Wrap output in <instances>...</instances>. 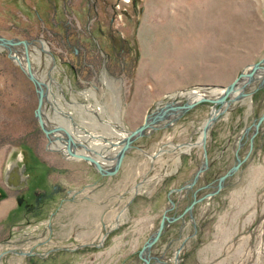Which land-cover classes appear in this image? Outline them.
Listing matches in <instances>:
<instances>
[{"label": "rangeland", "instance_id": "rangeland-1", "mask_svg": "<svg viewBox=\"0 0 264 264\" xmlns=\"http://www.w3.org/2000/svg\"><path fill=\"white\" fill-rule=\"evenodd\" d=\"M0 36L28 42L46 127L68 126L85 145L76 152L110 167L156 105L186 103L189 90L216 99L207 86L227 85L264 57V0H0ZM11 53L22 65L0 47V264H141L162 213L177 216L193 193L212 192L235 153L238 168L164 225L148 264H264V119L249 149L263 76L237 101H200L154 121L101 175L53 141L62 133L47 138L38 127L22 47ZM203 148L205 168L178 190L203 164ZM16 150L29 181L10 189L2 169Z\"/></svg>", "mask_w": 264, "mask_h": 264}, {"label": "water", "instance_id": "water-1", "mask_svg": "<svg viewBox=\"0 0 264 264\" xmlns=\"http://www.w3.org/2000/svg\"><path fill=\"white\" fill-rule=\"evenodd\" d=\"M16 45H20L22 47V53H23V59H24V68H22V69L24 70V72H25L26 76L29 78V80L32 82L34 89H35V92H36V95H37L36 106L33 110V115L36 118L38 127L47 136V138H50V134L54 136L56 133H62L63 137H64L63 141H64L65 153L70 157L80 158V159H84V160L88 161L89 163H91L94 166V168L97 170V172L101 175H111L117 170L126 149L129 147L130 142L132 140H134L136 137L144 134L146 130L151 128V124L154 121H156L155 119H156L158 111L163 110V109H167L170 106L171 109L179 110V114H180L181 112L187 110L188 108L192 107L193 105H195L196 103H198L200 101L212 102L213 104L222 103L223 101H225L228 94L233 90V87H234L236 81L238 80V78L242 75V72H239L237 74V76H235L231 80L230 83H228L227 85L222 86V87H208L207 86L206 88H210V89H213V88L214 89L215 88L222 89V93L216 99L201 97V98H195V100L187 101L186 103H182V104H172L173 100H171L170 101V102H172L171 104H170V102H165V103L161 104V106H159V104L156 105L149 113H147L145 115L142 123H140L134 129L130 130L126 134V136L124 137L123 141L120 142L118 149L114 153V159H113L114 161H113L112 166L104 167V166H102V164L100 163V160L98 158L93 157V156H89V155L80 154V153L76 152V147L85 148V145L82 142L74 140V139H76V137L72 136V133L67 128L68 126L66 127V126L57 124L55 126L46 127L47 124H46V121H44V119H43L42 110H41L43 101L45 99V92H44V88H43L44 84L42 82H40L34 76V74L31 71L28 48H27L28 42L25 40H18V39H13V38H4V37L0 36V46L7 49L8 55L12 59L14 57L12 55H10V53L12 52L13 46H16ZM262 64H264V57L251 64V68L247 72V75L251 76L256 69H258L262 66ZM261 86L263 87V93H264V74L262 77ZM263 119H264V99H263L262 112L259 115V117L256 119L255 123L253 124V132L249 137V149L251 148V145H252V136L256 132L258 125L260 124V122ZM205 131H206L205 128H203L201 131V137H200L201 138L200 139L201 144H203V142H204ZM59 139L61 140L62 137L61 136H59L57 138L54 137L53 141L54 140L59 141ZM242 161H243V159H240L239 156L235 153V162L223 174H221L217 178L215 189L206 195L215 193L222 186L223 180L227 176L231 175L238 168V166L241 164ZM206 163H207V159H206L205 149L203 148V167L198 168L195 171L191 181L188 184L178 188V190L183 188V187L191 186L194 183L199 172L205 168ZM25 169H26V159H25V154L23 153L22 150H16L14 153L9 154L6 161H5L4 167L2 169V181L4 182L5 186L8 188H21V187L26 186L28 181H29V176L25 172ZM2 195L3 194L0 190V199L2 198ZM206 195H203L200 197H195V194L193 193L192 200L184 207L182 212L180 214H178L177 216L169 217L166 215L165 212L162 213L155 231L143 242V244L141 245V247L138 251V257L141 260V264H148L149 263V258H150L149 249L155 243V241L158 239L164 225L168 222H171V221L177 219L183 213L189 212L191 210L192 206L194 205V203H196L197 201H199L200 199H202ZM168 200H169L170 205L172 206V204H173L172 200L170 198ZM171 206H169L167 209H169ZM144 251H146V253H147L146 256L143 255ZM17 253L22 254V252H17Z\"/></svg>", "mask_w": 264, "mask_h": 264}, {"label": "bare ground", "instance_id": "bare-ground-1", "mask_svg": "<svg viewBox=\"0 0 264 264\" xmlns=\"http://www.w3.org/2000/svg\"><path fill=\"white\" fill-rule=\"evenodd\" d=\"M2 47V46H0ZM15 51V50H14ZM12 55V53H10ZM14 58V61H17V63H19L20 65H22V63L20 62V59L14 55H12ZM23 68V67H22ZM251 68V67H250ZM250 70V69H249ZM249 70H246L245 72L242 73V75L238 78V80L236 81L234 87H233V90L228 94L227 96V99H225V101H223L221 103V105H224V104H227L229 102H232V101H237L244 93H243V89L249 85V84H253L255 78L257 76H263L264 74V64H262V66L258 69H256L253 74L251 76L247 75V72ZM40 81V80H39ZM41 82V81H40ZM43 83V82H42ZM211 91H219L222 93V89H219V88H213V89H210ZM188 95H189V99L188 101H192V100H195V98H201V97H205L203 94L201 93H198L197 90H189L187 91ZM180 94V93H178ZM184 94V93H183ZM205 98H209V97H205ZM211 99H214V98H211ZM172 102H170L171 104ZM173 104V103H172ZM176 104V103H174ZM214 108V107H212ZM173 111H178V113L176 114L175 117H177V115L179 114V110H176V109H171L170 106L169 108L167 109H163V110H160L157 112V116H156V119L155 120H158L159 118H163L165 119L168 115H170V113H172ZM216 113H212L211 116L209 117V119L207 120L204 128L205 130L211 125V121L213 118L216 117L215 115ZM171 119H175L174 117L171 118ZM59 143L62 144V147L64 146V141H63V138H62V141ZM201 167H203V164L201 165ZM143 255L146 256L147 253L146 251L143 252Z\"/></svg>", "mask_w": 264, "mask_h": 264}, {"label": "flooded vegetation", "instance_id": "flooded-vegetation-1", "mask_svg": "<svg viewBox=\"0 0 264 264\" xmlns=\"http://www.w3.org/2000/svg\"><path fill=\"white\" fill-rule=\"evenodd\" d=\"M25 172H26V169H25ZM27 186V185H26ZM26 186H24V187H26ZM24 187H21V188H24ZM21 188H12V189H21ZM11 189V188H10Z\"/></svg>", "mask_w": 264, "mask_h": 264}]
</instances>
